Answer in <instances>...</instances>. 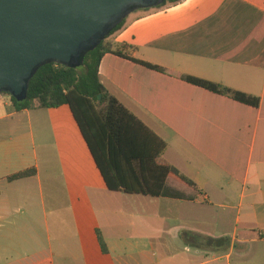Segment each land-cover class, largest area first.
I'll use <instances>...</instances> for the list:
<instances>
[{
    "label": "crops",
    "instance_id": "1",
    "mask_svg": "<svg viewBox=\"0 0 264 264\" xmlns=\"http://www.w3.org/2000/svg\"><path fill=\"white\" fill-rule=\"evenodd\" d=\"M111 40L122 55L103 58L102 84L199 191L171 180L173 197L110 191L68 106L19 111L0 94V264H264V0L138 11ZM203 237L230 246L199 248Z\"/></svg>",
    "mask_w": 264,
    "mask_h": 264
},
{
    "label": "trees",
    "instance_id": "2",
    "mask_svg": "<svg viewBox=\"0 0 264 264\" xmlns=\"http://www.w3.org/2000/svg\"><path fill=\"white\" fill-rule=\"evenodd\" d=\"M180 1L170 0L157 9ZM125 24L126 21L96 50L86 56L82 69H70L57 64L46 65L32 79L27 100L19 104L12 98L13 102L19 111L68 106L110 191L153 198L173 197L174 194H168L166 190L169 180L199 191L193 180L164 159L167 143L120 104L101 82L100 65L103 58L107 54L122 55L121 51L115 50L111 38ZM141 64L164 71L159 67ZM182 78L211 92L228 94L250 106L258 107L260 104L259 98L197 78ZM35 174V170H29L9 178V181L32 177ZM98 237L103 252L107 254L108 249L100 231ZM230 242L229 238L203 237L198 247L218 251L228 248Z\"/></svg>",
    "mask_w": 264,
    "mask_h": 264
},
{
    "label": "water",
    "instance_id": "3",
    "mask_svg": "<svg viewBox=\"0 0 264 264\" xmlns=\"http://www.w3.org/2000/svg\"><path fill=\"white\" fill-rule=\"evenodd\" d=\"M168 1L0 0V94L24 103L42 67L82 69L86 56L132 14Z\"/></svg>",
    "mask_w": 264,
    "mask_h": 264
},
{
    "label": "rangeland",
    "instance_id": "4",
    "mask_svg": "<svg viewBox=\"0 0 264 264\" xmlns=\"http://www.w3.org/2000/svg\"><path fill=\"white\" fill-rule=\"evenodd\" d=\"M154 208L156 209V207L154 206Z\"/></svg>",
    "mask_w": 264,
    "mask_h": 264
},
{
    "label": "built area",
    "instance_id": "5",
    "mask_svg": "<svg viewBox=\"0 0 264 264\" xmlns=\"http://www.w3.org/2000/svg\"><path fill=\"white\" fill-rule=\"evenodd\" d=\"M11 97V96H10ZM12 98V97H11Z\"/></svg>",
    "mask_w": 264,
    "mask_h": 264
}]
</instances>
